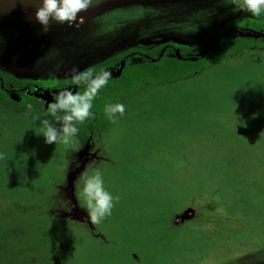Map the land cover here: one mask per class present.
I'll return each instance as SVG.
<instances>
[{
    "label": "rangeland",
    "instance_id": "obj_1",
    "mask_svg": "<svg viewBox=\"0 0 264 264\" xmlns=\"http://www.w3.org/2000/svg\"><path fill=\"white\" fill-rule=\"evenodd\" d=\"M38 6L0 0V67L48 88L130 47L264 20L223 0H94L44 33ZM36 96L40 109L0 104V264H264V48L136 92L86 144L46 143L53 96ZM96 172L114 197L99 225L83 208Z\"/></svg>",
    "mask_w": 264,
    "mask_h": 264
},
{
    "label": "trees",
    "instance_id": "obj_2",
    "mask_svg": "<svg viewBox=\"0 0 264 264\" xmlns=\"http://www.w3.org/2000/svg\"><path fill=\"white\" fill-rule=\"evenodd\" d=\"M204 44L206 47L201 50ZM246 48H264V20L244 17L209 34L197 45H178L169 41L149 49L130 47L90 65L81 72H108L110 78L92 101L93 117L76 124L79 129L76 137L86 144L103 136L113 122L105 114L106 105L123 104L127 97L151 85H166L195 76ZM38 87L44 92L49 90L53 100L64 89L84 91L73 77L61 79L48 88L38 80L19 77L0 67V104L12 111L29 110V104L32 109L42 108L45 101L36 96Z\"/></svg>",
    "mask_w": 264,
    "mask_h": 264
},
{
    "label": "clouds",
    "instance_id": "obj_3",
    "mask_svg": "<svg viewBox=\"0 0 264 264\" xmlns=\"http://www.w3.org/2000/svg\"><path fill=\"white\" fill-rule=\"evenodd\" d=\"M225 4L233 5L234 11L250 13L255 17L264 16V0H223ZM94 4V0H39V6L34 12V19L41 26V31L47 33L53 22L57 24H72L80 17V13L88 11ZM82 22V18H80ZM110 73H94L92 71H74V82L84 87L83 92H73L69 89L61 90L47 105V114L54 118V122L47 116L40 120L41 133L45 142L56 144L62 142L69 144L78 133L77 123H83L90 117L92 101L104 87ZM29 110L32 105L27 106ZM125 106L121 103L105 106V114L115 122L117 114L123 116ZM0 154V159H3ZM114 207V197L103 187V178L99 172L88 178L85 187V201L83 208L93 225H99L111 215Z\"/></svg>",
    "mask_w": 264,
    "mask_h": 264
},
{
    "label": "flooded vegetation",
    "instance_id": "obj_4",
    "mask_svg": "<svg viewBox=\"0 0 264 264\" xmlns=\"http://www.w3.org/2000/svg\"><path fill=\"white\" fill-rule=\"evenodd\" d=\"M152 48V47H151ZM142 49V48H141ZM149 49V48H148ZM36 80V79H35ZM39 81V80H38ZM41 82V81H40ZM43 83V82H42ZM44 84V83H43ZM45 85V84H44ZM38 88H42V87H38ZM42 91H43V88H42ZM44 92V91H43ZM46 92V91H45Z\"/></svg>",
    "mask_w": 264,
    "mask_h": 264
},
{
    "label": "water",
    "instance_id": "obj_5",
    "mask_svg": "<svg viewBox=\"0 0 264 264\" xmlns=\"http://www.w3.org/2000/svg\"><path fill=\"white\" fill-rule=\"evenodd\" d=\"M229 30H227L225 33H227ZM215 39V38H214ZM212 45H213V42H212ZM39 89H41L42 90V88H39ZM47 91H49V90H47Z\"/></svg>",
    "mask_w": 264,
    "mask_h": 264
}]
</instances>
